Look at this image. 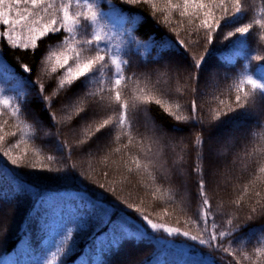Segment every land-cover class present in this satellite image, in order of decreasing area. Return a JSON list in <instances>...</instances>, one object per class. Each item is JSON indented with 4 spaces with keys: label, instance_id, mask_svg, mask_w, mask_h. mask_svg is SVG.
<instances>
[{
    "label": "snow or ice",
    "instance_id": "6c2138e0",
    "mask_svg": "<svg viewBox=\"0 0 264 264\" xmlns=\"http://www.w3.org/2000/svg\"><path fill=\"white\" fill-rule=\"evenodd\" d=\"M158 0H119L120 5H143L150 6L154 14H159L162 19L159 23L165 27H170L174 33L168 38L167 42L162 43L156 48L155 42L151 45L142 44L132 35V29L128 24L141 23L136 17L125 15V9L117 6L112 0H0V37L7 41L12 48L31 50L33 53L38 48V42L50 34H61V46L51 51L44 60L43 73L45 75L56 74L55 91L53 95L46 96L45 92L51 89V85L46 88L40 80L31 81L36 89V96L43 103V111L46 112L50 122L56 129L55 132L45 131V137L51 136L57 141V147L60 152L65 153L60 166L55 169L56 173L63 172L66 176L69 174L80 175L82 179L88 177L77 171V166L73 162V153L68 150L67 144L61 140V125L80 128V135L76 141L75 148L92 155L89 152L93 142L103 135L109 137V143L104 149H111L119 154L122 150H128L138 145H144L145 140H152L159 145L157 154L149 162L152 168V179L158 181L161 187L171 185L176 181V177L182 174L183 169L187 167L185 157L180 155L176 147L172 146L167 134H163L162 129L154 127L148 119L144 105L156 104L163 108L169 116L176 121L195 122L197 125H203L204 119L200 116L195 99L191 102L192 115L181 116L173 108H180L179 104H168L165 106L163 95H168L171 99L173 92L161 93L160 97L145 93L139 89L140 95H136L131 89H128V81L134 84L139 81L141 75H147L151 79L152 75H166L172 84H177L181 80L184 83L181 88L174 89L177 94L188 92L196 93L201 79V73L206 71L207 56L205 53H195L190 50L192 47L205 48L214 42H228L236 48L235 56H246L249 64L252 61L258 62V68L255 74L248 73L239 78L235 85V96L230 102L225 103L221 100L217 109L211 117L210 125L221 128L230 119L235 116L254 115L249 111L250 103L254 102L255 95L260 94L264 97V55L248 52V37L253 31L254 26L264 30V18L254 19L250 22L237 25V21L243 18L245 12L243 0H161L163 7H157ZM107 7L106 12L104 8ZM220 12V16L216 15ZM175 14L177 24L172 27V16ZM180 22H186L189 25L198 24L196 33L203 35L199 41L193 43L186 42L185 39H176L180 35L177 31L181 27ZM119 29L122 34L126 33L127 39L120 45L114 46L111 41L115 30ZM184 32L188 29L185 27ZM264 40V36L260 37ZM136 46L138 52L140 48H153L157 51L152 63L158 67L153 68L151 73L138 74L131 72L126 76V67L130 71L128 59H121L123 49L131 50V46ZM115 48V51L113 50ZM185 54L190 63V71L184 77L180 75V65L174 67L176 62H181L180 53ZM109 62L114 66L115 78L110 80V87L105 89L100 86L95 90L89 87L90 84H103V71L109 66ZM231 63V59L228 61ZM248 65H245L247 68ZM19 68L23 74H31L32 68L27 64L20 63ZM0 69L3 66L0 65ZM6 70V69H4ZM100 77V79H94ZM49 76V79H52ZM129 92L128 98H125V91ZM3 89L0 88V93ZM16 103L14 98H0V116L10 114L11 117L18 119L27 105L20 104L23 94L17 89ZM75 93V94H73ZM107 93V95H106ZM114 99L119 106L116 118L107 114V109ZM60 104V111L63 114L61 119H57L56 113L50 111V108ZM243 109V113H241ZM86 118H83L85 117ZM83 121V123H81ZM0 123V132L3 131V124ZM257 128H264V109L260 112V120ZM141 128L143 129L141 131ZM178 130V129H177ZM16 136V132L9 133ZM254 130L249 129L247 135L237 144L234 138L229 136L226 140L213 145L211 136L204 137L202 130L195 134L192 143V151L188 153L192 157L189 176L195 178L196 196L199 200L198 221L202 228L199 235L190 234L189 231H182L179 227L167 226L163 222H154L148 214L141 211V208L127 199L117 197V189L105 183H98L99 189L103 190L101 195L110 194L116 200L117 204L127 209L128 213L121 215V208L108 207L103 199L97 197L90 199L87 193L79 198L80 205L77 206V212L74 219L64 223L60 231L65 232L64 241L56 251L52 252L53 260L67 252L71 247L66 242L73 240L74 233L77 236L87 230L89 222L95 220L103 225L102 233L97 234V241L101 234L110 237L108 242L97 244L93 243V251L96 253L95 259L91 261H82V264H112L109 254L113 257L119 256L126 243L133 241L142 242L145 237L151 233L157 239H163L159 234L164 233L167 237H183L190 244L192 254L199 255L198 260H193L191 264H222L223 256L230 257V260L223 261V264H242L248 261V264H264V235L259 237L258 244L253 252L239 250L233 246V236L235 233L246 232L247 226L241 223L240 217L232 212L224 213V224L221 226L214 217L213 204L209 199V189L212 185L221 180H226L225 172L231 171L239 163L247 158H253L251 164V175L249 186L255 184V174L258 168L260 174H264V162H258L254 159V146L252 137ZM124 140L122 147L112 148L117 141ZM5 140L4 135H0V142ZM176 143H179L178 141ZM19 147V144L15 145ZM151 151V149H148ZM5 151L3 155L8 158L11 165L17 167H28L33 170L52 172L53 169L47 165H37L29 161L24 163L23 156H10ZM36 155H39L43 149L34 148ZM194 152V156L192 153ZM27 153H25L26 155ZM48 161H56L53 155H47ZM141 156L137 155L130 162L135 165L136 171L146 170L145 164L141 162ZM132 172L133 169H128ZM107 177L108 173L105 172ZM227 187V184L225 185ZM20 191L32 192L31 186L18 185ZM183 187V185H181ZM247 195H237L231 201V206L239 210L242 207L247 208L246 219L248 221L254 218H264V189L249 192L245 187L241 190ZM0 202L11 203L8 196L0 191ZM76 205V202L73 203ZM9 210L4 209L5 215ZM135 213L145 226L141 230L134 226L130 219V214ZM71 225V226H69ZM135 227V230L133 228ZM3 228V219H0V229ZM220 253L221 258H217L213 253ZM242 257V260L238 258ZM75 259V257H72ZM39 264L41 262L39 261ZM121 264H127L121 261ZM143 264V262H142Z\"/></svg>",
    "mask_w": 264,
    "mask_h": 264
},
{
    "label": "trees",
    "instance_id": "16d2710c",
    "mask_svg": "<svg viewBox=\"0 0 264 264\" xmlns=\"http://www.w3.org/2000/svg\"><path fill=\"white\" fill-rule=\"evenodd\" d=\"M117 6L125 9L128 17H136L141 23H129L128 27L132 29V35L142 44L151 45L155 42L156 48L168 41V38L174 33L170 27H165L159 23L162 17L154 14L150 6L120 5L119 0H112ZM245 12L243 18L237 21L235 27L254 19L264 18V0H243ZM157 7H163L161 0H158ZM108 10L107 7H105ZM216 15L219 17L220 12ZM172 27L177 24L175 14L172 18ZM181 27L177 29L180 32L176 39H185L186 42L193 43L199 41L203 35L201 30L199 35L196 33L198 24L189 25L186 22H180ZM188 31L184 32L183 29ZM264 30L254 26L253 31L248 37V52L264 55ZM61 34H50L38 42V48L33 53L31 50L16 49L8 45L7 41L0 37V98H14L15 104L18 95L17 89L23 94V99L19 102L23 106L27 105L26 110L22 112L18 119L11 117L10 114L0 116V123L3 124L5 140L0 142V191L8 196L11 203L0 202V218L6 220L3 229L0 231V264H82V261H91L95 259L96 253L92 250L94 241H97V234L102 233L103 225L95 220L89 222L85 232L73 235V240L66 242L71 247V251L59 255L53 260L51 253L56 251L62 243H65V232L60 231L64 223L74 219L77 212V206L80 205V196L68 192L83 191L87 193L90 199L99 197L105 201L108 207L121 208V215L127 214L128 210L118 205L110 194L101 195L103 190L99 189L98 183H105L117 189L116 195L120 199H127L130 203L137 205L141 211L148 214L154 222H163L167 226L179 227L182 231H189L190 234L199 235L202 228L198 221L199 200L196 196L195 178L189 176L192 157L188 155L192 151V143L195 134L202 130L207 139L211 136L212 144L226 140L229 136L234 138L238 144L245 137L249 129L254 130L252 144L254 146V159L258 162H264V128H257L260 120V112L264 109V97L259 93L255 95L253 103L249 105V111L254 115H240L230 119L221 128L209 124L212 114L217 109L221 100L225 103L230 102L235 96V85L242 75L255 74L258 68V62L249 61L246 56H235L236 48L228 42H214L207 46V52L202 47H192L191 51L199 54L205 53L207 56L206 71L201 73V79L196 93L188 92L186 94H177L174 89L181 88L184 83L181 80L177 84H172L166 75H152L148 79L147 75H141L139 81L135 84L128 81V89L140 95L139 89L145 93L161 96V93L173 92L170 99L168 95H163L165 106L168 104H179L180 108H173L178 115H192L191 102L193 99L197 102V108L200 116L204 119L203 125H197L195 122L176 121L173 117L164 112L161 106L156 104L144 105L148 119L154 127L162 129L163 134H167L173 147H176L180 155L185 157L187 167L183 169L182 174L176 177V181L171 185L164 184L163 187L158 181L152 179V168L149 162L152 159L155 145L152 140H145L144 145H138L128 150H122L117 154L111 149H104L109 143V137H98L88 153L75 148L76 141L80 135L79 127L69 128L61 125V140L67 144L69 151L73 153V162L77 166V171L88 177L87 180L80 175H65L63 172L56 173L55 169L60 166L65 153L60 152L57 147V141L51 137H45V131L55 132L52 122L49 121L46 112L43 111V103L36 96V89L31 81L40 80L46 88L51 85V89L45 92L46 96L53 95L55 91V77L60 75L43 73L44 60L52 51V47L61 42ZM136 46L132 45L131 50L123 49L122 58L129 60L130 71L126 67L125 75L131 72L138 74L151 73L153 68L158 67L152 63L157 51L153 48H140L137 52ZM181 62H176L173 66L180 65V75L184 77L188 74L190 63L188 57L180 53ZM231 59V63H229ZM27 64L32 68L31 74H23L19 64ZM245 65H248L245 68ZM6 69V70H4ZM52 76V79H49ZM111 85L103 86L105 89ZM95 90V89H93ZM75 94V93H73ZM107 95V93H106ZM128 98L129 92L124 93ZM61 105L55 104L50 111L56 113L57 119L62 118L60 111ZM3 110V105H0ZM119 106L112 100L107 109V114L116 118ZM243 113V109L240 110ZM83 118H86L83 117ZM83 123V121L81 122ZM178 129V130H177ZM143 129L141 128V131ZM16 132V136L9 133ZM179 143H176V142ZM124 140L117 141L112 148L122 147ZM19 144V147L15 145ZM34 148H42L43 151L36 155ZM151 149L149 151L148 149ZM10 156H23L24 163L29 161L37 165L50 166L53 171H39L28 167H17L11 165L7 157L3 155L8 151ZM25 153H27L25 155ZM47 155L56 157V161H48ZM137 155L141 156V162L145 164L146 170L136 171L135 165L130 161ZM194 156V152L192 153ZM253 158H247L234 167L231 171L225 172L226 180H221L210 187L208 195L213 204L214 217L218 224L223 226L224 213L232 212L240 217L241 223L246 224V232L235 233L233 236V246L239 250L253 252L258 244V239L264 235V218H254L251 221L246 219L247 208L242 207L239 210L231 206V201L237 195H244L241 191L247 187L249 192L264 189V174L258 172L255 174V184L249 186L251 175V164ZM128 169H133L129 172ZM108 176L105 177L104 173ZM183 183V184H182ZM227 184V187L225 186ZM18 185L31 186L32 192L20 191ZM183 185V187H181ZM62 192L67 194H61ZM264 195V192H262ZM247 201V195H244ZM74 201L76 205H74ZM4 209L9 211L5 215ZM130 217L139 222L135 213ZM71 226V225H69ZM110 237L101 234L97 244L107 243ZM152 234L147 235L145 239L126 243L119 256L113 257L109 254L112 264H121V261L127 264H191L193 260H198L199 255L184 254L181 251L165 247L159 243ZM184 240V238H181ZM188 244L189 242L186 241ZM217 258H221L220 253H213ZM75 257V259H72ZM242 260V257L238 256ZM9 259L8 263L5 261ZM230 257L223 256V261L230 260ZM242 264H248L243 261Z\"/></svg>",
    "mask_w": 264,
    "mask_h": 264
},
{
    "label": "rangeland",
    "instance_id": "374dc122",
    "mask_svg": "<svg viewBox=\"0 0 264 264\" xmlns=\"http://www.w3.org/2000/svg\"><path fill=\"white\" fill-rule=\"evenodd\" d=\"M104 10L107 12L108 10H106L105 8H104ZM126 15V14H125ZM2 28H3V26H0V30H2ZM115 35H113V38H112V41H111V43L114 45V46H116V45H120L121 44V42L122 41H124V40H126L127 39V35H126V33H124V34H122L121 32H120V30L119 29H116L115 30ZM61 43H62V41L60 42V43H58V44H56V46H54V47H52V51L53 50H55L56 48H59L60 46H61ZM114 51H115V48L113 49ZM51 52V51H50ZM49 52V53H50ZM121 59H123L122 58V51H121ZM115 78V69H114V66L113 65H111V63L109 62V66L107 67V68H105L104 69V71H103V84L102 85H95V84H90L89 85V87L90 88H92V89H96L97 87H100V86H108V85H110V83H109V81L110 80H112V79H114ZM94 79H100V77H95ZM164 138V135H163V133H161V139H163ZM215 143H213V145H214ZM154 145H155V150H154V152H153V154L155 153V154H157L158 155V153H157V149H158V147H159V145L158 144H156V143H154ZM173 146V145H172ZM152 158H153V156H152ZM183 184V183H182ZM68 193H70V194H76V195H78V196H83V194L85 193V192H83V191H78V192H68ZM61 194H67V193H64V192H62ZM0 219H3V218H0ZM130 219H131V221H132V224L134 225V226H138L141 230H144L145 229V226H144V224L143 223H139V222H137V221H135V220H133L131 217H130ZM6 223V220L5 219H3V225ZM4 227V226H3ZM3 229V228H2ZM2 229H0V231L2 230ZM133 230H135V227L133 228ZM150 234L151 233H149L148 235L150 236ZM161 237H163V239H156L159 243H162V244H164V246L165 247H168V248H172V249H174V250H178V251H181V252H183L184 254H191V255H193L192 254V252L190 251V244H188L187 242H186V240L184 239H181V238H183V237H167L166 236V234H164V233H160L159 234ZM8 262H9V260H8Z\"/></svg>",
    "mask_w": 264,
    "mask_h": 264
},
{
    "label": "bare ground",
    "instance_id": "6f19581e",
    "mask_svg": "<svg viewBox=\"0 0 264 264\" xmlns=\"http://www.w3.org/2000/svg\"><path fill=\"white\" fill-rule=\"evenodd\" d=\"M8 260H9V259H7V260L5 261V263H8Z\"/></svg>",
    "mask_w": 264,
    "mask_h": 264
}]
</instances>
